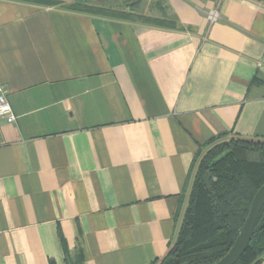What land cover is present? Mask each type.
I'll return each instance as SVG.
<instances>
[{
  "label": "crops",
  "instance_id": "1",
  "mask_svg": "<svg viewBox=\"0 0 264 264\" xmlns=\"http://www.w3.org/2000/svg\"><path fill=\"white\" fill-rule=\"evenodd\" d=\"M94 2L0 0V264H153L202 147L264 140V0Z\"/></svg>",
  "mask_w": 264,
  "mask_h": 264
},
{
  "label": "trees",
  "instance_id": "2",
  "mask_svg": "<svg viewBox=\"0 0 264 264\" xmlns=\"http://www.w3.org/2000/svg\"><path fill=\"white\" fill-rule=\"evenodd\" d=\"M88 11L105 16L121 14L98 8ZM196 166L178 238L167 255L153 264H215L230 251L255 194L264 184V140L225 135L213 138L197 154ZM263 256L264 207L252 240L236 264H259ZM79 257L74 264H80Z\"/></svg>",
  "mask_w": 264,
  "mask_h": 264
},
{
  "label": "water",
  "instance_id": "3",
  "mask_svg": "<svg viewBox=\"0 0 264 264\" xmlns=\"http://www.w3.org/2000/svg\"><path fill=\"white\" fill-rule=\"evenodd\" d=\"M206 184L209 183V176L207 175L205 178ZM264 207V184L261 186V188L258 190V192L255 194L251 208L249 211V215L242 226V228L239 230V235L230 249V251L218 262L215 264H236L246 249L248 248L252 237L255 232V228L258 223L259 215Z\"/></svg>",
  "mask_w": 264,
  "mask_h": 264
},
{
  "label": "built area",
  "instance_id": "4",
  "mask_svg": "<svg viewBox=\"0 0 264 264\" xmlns=\"http://www.w3.org/2000/svg\"><path fill=\"white\" fill-rule=\"evenodd\" d=\"M209 18L212 22L218 20V11L210 12ZM0 119L5 120L7 123L10 124L16 121V116L8 101V90L2 85H0Z\"/></svg>",
  "mask_w": 264,
  "mask_h": 264
},
{
  "label": "rangeland",
  "instance_id": "5",
  "mask_svg": "<svg viewBox=\"0 0 264 264\" xmlns=\"http://www.w3.org/2000/svg\"><path fill=\"white\" fill-rule=\"evenodd\" d=\"M93 1H95L94 3H101L102 2L104 5H109V6H114L115 3H119L121 5H126V6L133 4L135 6V8H137V9L140 7L139 6L140 4L137 2V0H92V2ZM95 8L96 7H94V9ZM101 9H105V8H101ZM91 12L93 13V11H91Z\"/></svg>",
  "mask_w": 264,
  "mask_h": 264
}]
</instances>
